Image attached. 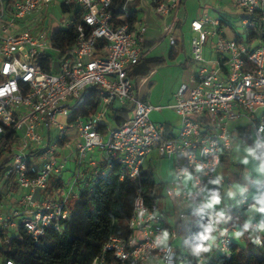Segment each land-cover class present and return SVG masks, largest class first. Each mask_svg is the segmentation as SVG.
Here are the masks:
<instances>
[{"label":"built area","instance_id":"2783aa9c","mask_svg":"<svg viewBox=\"0 0 264 264\" xmlns=\"http://www.w3.org/2000/svg\"><path fill=\"white\" fill-rule=\"evenodd\" d=\"M182 1L11 0L8 13L0 0V152L9 158L4 178L12 174L19 190L16 200L7 197L5 207L7 199L0 201L3 232L23 231L38 240L47 228L60 230L81 187L106 179L116 163L123 169L120 179L137 178L148 155L156 151L159 158L174 162L175 177L164 194L183 206L178 216H163L157 198L147 204L138 194L127 220L128 235L109 236L90 264L204 261L175 243L187 223V210H205L206 222L219 211L203 204L214 186L210 181L222 177V160L239 138L230 125L243 121L251 145L264 138V38H250L256 21L264 33V0H230L241 11L242 30L233 38L224 37L220 20L206 13L190 22L196 72L191 85L181 84L174 94L169 107L180 125L175 135L168 136L164 125L150 119L151 111L160 107L137 97L129 71L149 53L144 48L147 26L139 15L170 16L161 32L175 47ZM57 6L70 15L58 21L63 25L60 30L76 34L65 50L53 41L59 30L42 28L45 13ZM209 38L215 56L207 60L203 48ZM48 57L50 71L40 60ZM89 87L98 89V106L83 115L71 103L80 101ZM114 104L129 110V119L118 126L108 121ZM58 117L66 122L60 123ZM197 165L203 166L202 172H196ZM185 170L194 176L187 185ZM252 193L256 189L249 186L244 196L238 195L240 210L248 206ZM242 228L233 217L221 222L210 251L230 255L232 235ZM165 231L167 246L158 242ZM258 234L264 240V232ZM243 235L250 239L249 232Z\"/></svg>","mask_w":264,"mask_h":264},{"label":"trees","instance_id":"16d2710c","mask_svg":"<svg viewBox=\"0 0 264 264\" xmlns=\"http://www.w3.org/2000/svg\"><path fill=\"white\" fill-rule=\"evenodd\" d=\"M3 1L8 13L11 12V0ZM256 37L264 38L258 21L250 30V38ZM75 38L76 34L72 29L59 30L55 33L53 41L55 45L65 50L72 46ZM40 60L44 69L50 71L49 57ZM162 63L163 60L158 58L141 60L134 66L130 75L132 77L145 75ZM0 79H2L1 75ZM97 90L96 87H89L84 91L82 102L77 106V110L83 115L93 113L97 109ZM111 110L114 125H121L129 119L127 108L112 105ZM238 130V137L251 143L248 128L243 126ZM8 165L9 158L0 152V174L3 178L2 187L5 188L3 191L0 187V201L9 197V193L16 189L12 174L4 178ZM122 173L121 165L116 163L108 171L106 179L81 187L78 197L70 202L69 216L60 230L47 228L44 234L35 240L23 231L6 233L0 229V264H4L6 260H11L15 264H90L101 253L109 236L125 238L129 233L127 220L132 214L137 195L140 194L149 204L153 198H157L161 188L149 169L141 168L139 176L134 179L127 175L120 179ZM58 184L60 182H56V185ZM252 203H254L253 197L245 209ZM223 211L228 219L232 214L236 216L239 214L234 208ZM187 218L188 223L180 229L179 234L182 237L183 248L192 255L185 242H195L192 238L202 231L200 224L206 223V211L189 209ZM257 220L259 222L264 220V216ZM244 239L247 241V246L241 248L232 242L231 253L228 256L209 251L201 254L204 260L202 263L191 261L190 264H264V247L255 245L245 236Z\"/></svg>","mask_w":264,"mask_h":264},{"label":"crops","instance_id":"0c3cea01","mask_svg":"<svg viewBox=\"0 0 264 264\" xmlns=\"http://www.w3.org/2000/svg\"><path fill=\"white\" fill-rule=\"evenodd\" d=\"M203 13L220 20V30L224 37L229 39L235 36L236 32L232 28L231 19L237 13H235V8L230 0H183L175 23L174 33L178 39L175 47L170 46L161 32V24L169 22L170 16L163 18L155 16L153 13L139 15L147 26L144 36V48L149 50L147 58H158L163 60V63L152 68L147 74L135 77L130 75L134 70V67H132L129 75L135 84L137 97L153 106L160 107V110L151 111L150 118L153 122L164 125L165 133L168 136L175 135L180 125L179 117L169 107L173 102L174 94L181 84L191 85V78L196 72V64L192 61L190 50V39L195 34L190 30V22ZM212 41L209 38L203 48V56L207 60L213 59L215 56ZM114 106H117V104H114ZM112 116L113 112L110 110L108 121L111 122ZM111 125H114L113 121ZM243 126V121H237L233 122L230 128L239 132L238 128ZM250 145L251 143H247L243 138H238L233 152L223 158L220 174L225 183L209 188V190L218 188L222 196V203L216 206L215 209L229 210L234 208L239 212L238 216L242 214L238 203V195L235 198L237 204L232 205L230 203L231 198L227 196V193L237 185H245L246 180L244 177L247 174L252 173L255 175L253 172L255 162H250L248 165L240 162L244 155L243 149ZM154 164L160 177L164 176L163 179L156 176L153 168ZM173 165V160L159 158L156 151H152L142 166V169L151 170L157 183L160 184L161 192L157 196L159 209L161 214L167 218L174 217L171 214V209L179 211L183 207L174 203L164 194V187L175 177ZM69 168H71V165H69ZM183 184L187 185L185 181ZM255 194L252 193V196L254 197ZM231 217L235 219L237 216L232 214ZM259 218L257 216L255 220ZM186 222L188 223V218ZM238 225L243 227L244 223L239 222Z\"/></svg>","mask_w":264,"mask_h":264},{"label":"clouds","instance_id":"9594fccd","mask_svg":"<svg viewBox=\"0 0 264 264\" xmlns=\"http://www.w3.org/2000/svg\"><path fill=\"white\" fill-rule=\"evenodd\" d=\"M91 23V21H89ZM244 155L241 159V163L248 165L250 162H255V167L252 173L247 174L244 179L247 181L245 185H237L233 190L227 193L229 198L235 199L237 195L244 196L249 191V186L256 189L254 195V203L251 206V211L264 215V138H257L254 143L243 149ZM203 166L197 165L196 172H202ZM184 181L187 184L194 180V176L191 172L185 170ZM222 177L217 176L214 180L210 181L213 185H220ZM242 202V201H240ZM222 203V196L218 188H214L208 191L207 199L204 201L203 208L214 210L216 206ZM199 211V210H198ZM228 217L225 216L223 210L215 212L213 216L209 218L206 223H201L200 231L192 239L195 241H186V245L190 248L191 254L200 257L202 253H207L212 247V242L216 239L213 233L217 232L218 226L221 222L226 221ZM253 217L247 220L243 228L234 233L236 239H239L245 232L250 233V239L257 245L264 247V240L258 233L264 232V220H261L255 226L252 223ZM223 234V233H221ZM169 234L165 231L158 237V242L164 246H167Z\"/></svg>","mask_w":264,"mask_h":264},{"label":"rangeland","instance_id":"374dc122","mask_svg":"<svg viewBox=\"0 0 264 264\" xmlns=\"http://www.w3.org/2000/svg\"><path fill=\"white\" fill-rule=\"evenodd\" d=\"M240 12H241L240 10L235 9V13H237V14H235L233 16V18L231 19L232 28H233V30L236 33H239L242 30L241 25H240V18H239V13ZM45 16L47 17V19L45 21L46 24L43 23L42 24V28L44 27V29H46L48 32H51V31L52 32H54V31L56 32L57 30L62 29L63 28V25L62 24H59L58 21L60 19H62V18H65V19H69L70 18V15H68L66 13H63L58 6L57 7L50 8L45 13ZM187 39H186V42H187ZM81 102H82V100H80L78 102L73 101L71 103L72 109H77L78 104H80ZM108 115H110V113ZM57 120L60 123H65L66 122L65 121V118H62V117H58ZM153 168H154V172H155L156 176L159 177V178H161V179H163L164 176L162 175L160 177V175L158 173V169L155 167V164H154V167ZM66 176H67V174H65V177ZM2 180H3V178H2V176L0 174V187L3 189V187H2ZM3 191H5V188L3 189ZM18 195H19V190H17V188L13 192L9 193V197H12L13 200H16L18 198ZM6 199H7V202L6 203L3 202L4 203V205H3L4 207L7 205L8 201H9L8 198H6ZM4 201H6V200L4 199ZM230 203L232 205L233 204H235V205L237 204L236 203V200L235 199H232V198L230 199ZM252 205H253V203L250 204L249 208H247L245 210H241V213L243 215L240 214L239 216L236 217L237 223H239V222L245 223L247 220H249L250 217H253L252 221H254L257 216H259V217L264 216V215H261L259 213H255V212L251 211V206ZM171 214H172V216L177 217L178 216V211L171 209ZM232 239H233V242L236 243L241 248L247 246V241L244 239V236H241L239 239H236L235 236L232 235ZM181 240H182V237L181 236H178L175 245L176 246H179L181 244Z\"/></svg>","mask_w":264,"mask_h":264}]
</instances>
